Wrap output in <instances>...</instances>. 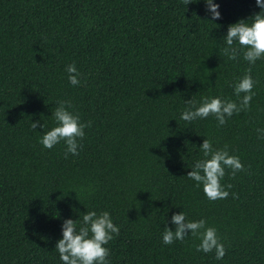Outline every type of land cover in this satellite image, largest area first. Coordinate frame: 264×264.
<instances>
[{
    "label": "trees",
    "instance_id": "16d2710c",
    "mask_svg": "<svg viewBox=\"0 0 264 264\" xmlns=\"http://www.w3.org/2000/svg\"><path fill=\"white\" fill-rule=\"evenodd\" d=\"M187 2L0 0V264H61L60 225L79 227L85 210H107L119 226L110 264H264V58L231 60L221 39L259 9L215 0L221 19L210 21L202 0ZM70 63L79 86L68 83ZM245 72L255 81L247 109L223 125L211 114L180 119L188 100L239 103L232 85ZM59 100L89 124L76 156L63 141L43 148L30 128L54 126ZM205 137L243 164L225 169V199L208 200L186 177ZM180 211L217 229L222 260L190 234L163 244Z\"/></svg>",
    "mask_w": 264,
    "mask_h": 264
},
{
    "label": "clouds",
    "instance_id": "9594fccd",
    "mask_svg": "<svg viewBox=\"0 0 264 264\" xmlns=\"http://www.w3.org/2000/svg\"><path fill=\"white\" fill-rule=\"evenodd\" d=\"M201 2V0H188ZM204 11L210 21L221 19L220 4L215 0H202ZM255 7L259 9L250 14L246 19H239L228 25L226 33L221 37L225 47V55L235 60L238 52H243V60L249 65L264 58V0H255ZM237 45L238 47H234ZM65 72L71 86L81 84L80 72L74 63L66 65ZM255 81L250 72H245L234 84L233 93L239 103L224 99L220 96L204 97L198 105L190 100L180 113V119L186 122L205 119L213 115L219 125H223L227 118L249 107L255 95L253 88ZM243 94V95H241ZM68 101L59 100L56 107L51 110L54 126L43 131L45 124L41 120L30 122V128L35 131L40 129L42 135L39 143L45 149H52L63 141L65 157L68 154L78 155L82 147L81 141L85 136V128L89 126L81 122L80 116L70 110ZM258 138H264V128H257ZM203 158L193 162L186 177L194 182V186L202 188L206 198L211 201L228 197L227 190L230 185L221 183L225 176V169H230V175L243 169L240 158L229 154L226 149H216L213 142L204 138L198 146ZM234 195V194H233ZM82 223L77 227L75 220L66 218L60 225V238L55 242V250L59 254L61 264H110V249L106 247L109 241L119 234V226L114 224L109 211L97 212L85 210L82 212ZM173 229L164 227L162 232L163 244H172L175 240H183L186 235L196 236L200 243L196 250L204 253H215V259L220 261L225 255L224 245L220 242L217 229L206 226L203 218L199 220L186 219L185 213L180 211L171 216Z\"/></svg>",
    "mask_w": 264,
    "mask_h": 264
}]
</instances>
